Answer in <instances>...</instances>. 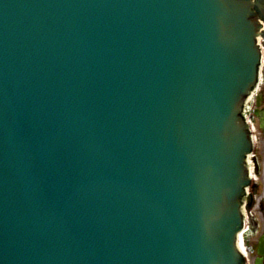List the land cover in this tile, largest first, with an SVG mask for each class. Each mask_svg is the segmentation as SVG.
<instances>
[{
  "label": "water",
  "instance_id": "water-1",
  "mask_svg": "<svg viewBox=\"0 0 264 264\" xmlns=\"http://www.w3.org/2000/svg\"><path fill=\"white\" fill-rule=\"evenodd\" d=\"M243 1L0 0V264L242 263Z\"/></svg>",
  "mask_w": 264,
  "mask_h": 264
},
{
  "label": "flooded vegetation",
  "instance_id": "flooded-vegetation-1",
  "mask_svg": "<svg viewBox=\"0 0 264 264\" xmlns=\"http://www.w3.org/2000/svg\"><path fill=\"white\" fill-rule=\"evenodd\" d=\"M250 116L256 125V145L254 146V152L257 161H259V158H264V77L262 86L258 88V92L254 98ZM256 190L259 191L258 188ZM252 218L251 229L254 230V234H249L250 237L245 240V246L250 258H252V264H255L259 253L260 240L264 236V195L254 207ZM262 264H264V258H262Z\"/></svg>",
  "mask_w": 264,
  "mask_h": 264
}]
</instances>
